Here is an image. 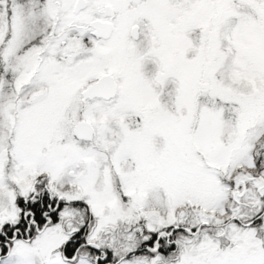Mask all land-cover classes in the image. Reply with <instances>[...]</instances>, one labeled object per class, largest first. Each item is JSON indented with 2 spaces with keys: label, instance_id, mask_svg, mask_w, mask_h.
I'll return each mask as SVG.
<instances>
[{
  "label": "snow or ice",
  "instance_id": "obj_1",
  "mask_svg": "<svg viewBox=\"0 0 264 264\" xmlns=\"http://www.w3.org/2000/svg\"><path fill=\"white\" fill-rule=\"evenodd\" d=\"M0 264H264V0H0Z\"/></svg>",
  "mask_w": 264,
  "mask_h": 264
}]
</instances>
